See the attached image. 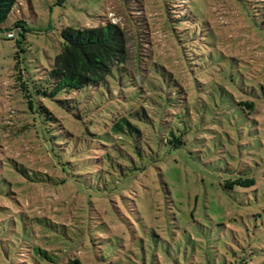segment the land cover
Wrapping results in <instances>:
<instances>
[{"label":"rangeland","instance_id":"obj_1","mask_svg":"<svg viewBox=\"0 0 264 264\" xmlns=\"http://www.w3.org/2000/svg\"><path fill=\"white\" fill-rule=\"evenodd\" d=\"M108 21L125 32L129 59L87 94L104 114L106 101L146 108L142 134L72 123L85 120L87 88L35 92L65 28ZM234 81L257 101L243 118L219 99L220 84L240 99ZM182 118L172 148L161 138ZM238 177L253 185L224 186ZM70 258L264 264V0H18L0 31V264Z\"/></svg>","mask_w":264,"mask_h":264},{"label":"trees","instance_id":"obj_2","mask_svg":"<svg viewBox=\"0 0 264 264\" xmlns=\"http://www.w3.org/2000/svg\"><path fill=\"white\" fill-rule=\"evenodd\" d=\"M17 2L18 0H0V31L2 30V24L11 15ZM164 7L165 10H169L168 5L165 4ZM166 13L170 14L169 11ZM13 25L15 28L22 27L26 29L24 28V22L22 20L15 21ZM8 34H11V36H8ZM6 36L11 39L13 33L8 32ZM61 37L60 50L53 60L51 69L47 71L46 86L41 85L35 92L37 94L47 95L48 88L50 87L48 83L52 86L49 92L51 95L64 90L67 92H76L87 88V109L85 106L83 107L85 120L81 117V114H77L73 115L72 123L78 126L84 124L86 129H111L116 134L117 131L124 130L136 131L138 134H142L145 131L144 129H150V114L146 108L142 107L141 110H137L132 107V109H119L117 111L115 105L112 103L108 104V101H106L105 104L108 105L106 109L111 112L104 114L103 111L101 112L103 104L93 103L91 97L87 94L88 92L92 93L97 91L101 84L107 82L108 77L112 75L115 68L123 64L125 65L129 59L127 38L120 26L108 21L98 23L95 26H84L78 29L67 27L62 31ZM17 48L19 49L18 52L23 51L19 43H17ZM18 52L15 55L17 59L16 67L18 69L16 73L17 86L23 92V96L30 99L31 93L29 92L27 81L23 78V74L19 68L20 56ZM217 61L219 62V60ZM218 86L220 89L218 93L221 103L226 107H234L239 112L241 118H243L242 115H249L255 112L256 98L248 96L249 92L237 85L235 81L233 89L240 99H235L234 94H230L222 84ZM196 87L198 88L199 85L197 84ZM181 92V96L188 101V85L186 89L181 88ZM223 93H229L230 95L227 94L226 97H223ZM212 97L215 99V95H212ZM28 102L31 106V101L28 100ZM95 111L101 112L99 117L93 115ZM54 119L57 120L55 116ZM186 121V119H180L178 122L179 126L176 127L168 124L167 129L170 130L166 136V142L160 135L163 143L172 148H177L182 143L183 134L176 135L174 129H187L188 121ZM160 131L162 130L160 129ZM156 146L160 150L159 146L161 145L157 143ZM122 156L120 155L119 158L121 159ZM116 159L117 154L116 157L112 156V159L109 160L115 161ZM110 163L111 165L113 164L112 161ZM253 182L252 178L244 179L238 177L226 180L224 186L227 189H232L235 186L253 185ZM63 264H82V262L78 258H70Z\"/></svg>","mask_w":264,"mask_h":264},{"label":"built area","instance_id":"obj_3","mask_svg":"<svg viewBox=\"0 0 264 264\" xmlns=\"http://www.w3.org/2000/svg\"><path fill=\"white\" fill-rule=\"evenodd\" d=\"M8 36H11V34H8Z\"/></svg>","mask_w":264,"mask_h":264}]
</instances>
